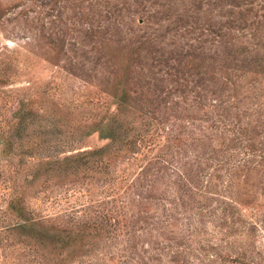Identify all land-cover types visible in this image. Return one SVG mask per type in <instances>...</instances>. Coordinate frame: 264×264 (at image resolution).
Listing matches in <instances>:
<instances>
[{
    "label": "rangeland",
    "instance_id": "1",
    "mask_svg": "<svg viewBox=\"0 0 264 264\" xmlns=\"http://www.w3.org/2000/svg\"><path fill=\"white\" fill-rule=\"evenodd\" d=\"M0 264H264V0H0Z\"/></svg>",
    "mask_w": 264,
    "mask_h": 264
},
{
    "label": "trees",
    "instance_id": "2",
    "mask_svg": "<svg viewBox=\"0 0 264 264\" xmlns=\"http://www.w3.org/2000/svg\"><path fill=\"white\" fill-rule=\"evenodd\" d=\"M18 132H19V134L21 133V131H18ZM110 138H111L112 142L115 144H118L120 142L119 139L117 138V135H115L114 133L110 136ZM6 145H5V148H6ZM127 145L130 147L131 144L127 143ZM7 147H8V145H7ZM113 147H114V145L108 146V147L103 148V149L91 150V151H88L86 153L78 154V155L72 157L73 158L72 159V164H73L72 166H74L76 170L81 169V167H86V168H88L86 170L90 169L92 171L98 172V170L96 169L97 165L99 168L104 167V166L106 168L109 165L105 159L109 158V156L111 154L110 151H111V149H113ZM118 149H120V147ZM5 150H7V148ZM105 161H106V163H105ZM67 165H70V164H67ZM65 167L68 168V166H65ZM17 201H18V196L13 197L11 199L10 205H11L12 209L16 208L15 205L18 203ZM21 216H22V213H21ZM25 221H27V220H25ZM95 222H98V221L95 220ZM95 222L86 221L85 223H82L83 224L82 227H84V230L95 227V226L98 227L100 225V223L94 224ZM27 224H28V222L24 225L20 224V226L25 228ZM98 236H99V234H98ZM84 237H86V236H84ZM81 238H83V237H81Z\"/></svg>",
    "mask_w": 264,
    "mask_h": 264
}]
</instances>
